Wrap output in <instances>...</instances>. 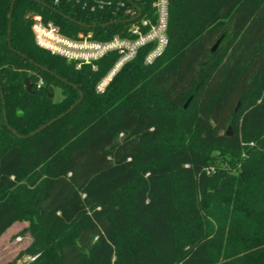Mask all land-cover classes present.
I'll use <instances>...</instances> for the list:
<instances>
[{
  "label": "trees",
  "instance_id": "obj_1",
  "mask_svg": "<svg viewBox=\"0 0 264 264\" xmlns=\"http://www.w3.org/2000/svg\"><path fill=\"white\" fill-rule=\"evenodd\" d=\"M54 1L0 0V238L32 233L7 264H264V0H170L162 55L140 49L102 94L117 54L77 69L33 16L104 42L123 11Z\"/></svg>",
  "mask_w": 264,
  "mask_h": 264
},
{
  "label": "built area",
  "instance_id": "obj_2",
  "mask_svg": "<svg viewBox=\"0 0 264 264\" xmlns=\"http://www.w3.org/2000/svg\"><path fill=\"white\" fill-rule=\"evenodd\" d=\"M59 0L54 3L58 4ZM84 9L91 12L105 11L114 7L113 15L121 10L124 13L126 23L111 40L100 42L94 40V33H79L76 38L63 35L59 27L49 22L45 24L40 15L33 16L32 33L36 44L50 52L52 55L65 59L74 64L77 69L88 65L96 68V62L109 53H116L118 60L107 77L98 85L103 90L106 83L125 64L133 61L140 49L151 46L152 48L145 56L146 65H151L162 55L168 45V21L170 0H156L153 3L154 20L140 15L136 7L128 6L125 2L114 0H75ZM91 2V3H89ZM41 82L38 87H40Z\"/></svg>",
  "mask_w": 264,
  "mask_h": 264
},
{
  "label": "rangeland",
  "instance_id": "obj_3",
  "mask_svg": "<svg viewBox=\"0 0 264 264\" xmlns=\"http://www.w3.org/2000/svg\"><path fill=\"white\" fill-rule=\"evenodd\" d=\"M122 68V67H121ZM119 69L115 75L120 71ZM108 75V74H107ZM106 75V77H107ZM115 75L106 83L103 87V90L98 89V85L106 78L104 77L97 85L96 91L99 94L104 93L107 86L111 83ZM53 99L54 101L62 100V92L58 88H54L53 90ZM232 129V128H231ZM244 147L246 146H254L253 143H243ZM205 151H211V147H207ZM31 218V217H30ZM30 221L24 220L17 222L10 229L6 231L4 235L0 238V264H7L9 262L16 261L21 252L31 243L32 241V233L29 231ZM29 261V258H22L17 261V264H25Z\"/></svg>",
  "mask_w": 264,
  "mask_h": 264
},
{
  "label": "water",
  "instance_id": "obj_4",
  "mask_svg": "<svg viewBox=\"0 0 264 264\" xmlns=\"http://www.w3.org/2000/svg\"><path fill=\"white\" fill-rule=\"evenodd\" d=\"M12 8H13V3L11 4L10 11H9V15H8L9 20H11V16H12ZM136 9H137V11L139 12V14H138V16H139V15H140V10H139V8H136ZM10 32H11V29H10V24H9L8 36L10 35ZM8 41H9V38H8ZM216 47H217V44L214 46L213 50H214ZM25 84H26V90H27V92H30V93L33 92V91H32V89H33V85H32L31 83H29L28 80H25ZM0 93H1V99L3 100V95H2L1 89H0ZM49 97H50V98H53V94H50ZM191 99H192V98L190 97V98L187 100V102H186L185 105H184V109L187 108V106L189 105ZM81 100H82V93L80 92V98H79V100H78V101H77V102H76V103L70 108V110H68V112L71 111V110H72V109H73V108H74V107H75V106H76ZM3 114H4V120H5V123H6V125H7V122H6V114H5V112H3ZM53 121H55V120H52V121L48 122L47 124L41 126L38 130H36L35 132L31 133L30 136H32V135H34V134L40 132L41 130H43L44 128H46L47 126H49ZM9 130H10L13 134H15L17 137H21L20 135L17 134V132H16L14 129H12V128L9 127ZM231 134H232V129H231V127H228V129H227V131H226V135H227V136H231Z\"/></svg>",
  "mask_w": 264,
  "mask_h": 264
}]
</instances>
